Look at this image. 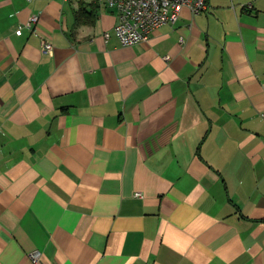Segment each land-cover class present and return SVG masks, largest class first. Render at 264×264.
Listing matches in <instances>:
<instances>
[{
    "label": "crops",
    "instance_id": "crops-1",
    "mask_svg": "<svg viewBox=\"0 0 264 264\" xmlns=\"http://www.w3.org/2000/svg\"><path fill=\"white\" fill-rule=\"evenodd\" d=\"M208 1L0 0V264H264V0Z\"/></svg>",
    "mask_w": 264,
    "mask_h": 264
},
{
    "label": "built area",
    "instance_id": "built-area-1",
    "mask_svg": "<svg viewBox=\"0 0 264 264\" xmlns=\"http://www.w3.org/2000/svg\"><path fill=\"white\" fill-rule=\"evenodd\" d=\"M30 1V0H29ZM100 5L115 10L118 13V22L114 32L121 44L126 47L134 46L150 39L151 35L160 26L171 23L176 24L181 17L182 10L189 8L194 14L210 10L208 0H97ZM38 16L32 17L29 27L37 24ZM17 33H23L21 27ZM109 37L110 33H106ZM44 50L51 52L53 45L44 42ZM35 263L42 259L41 251L31 253Z\"/></svg>",
    "mask_w": 264,
    "mask_h": 264
}]
</instances>
